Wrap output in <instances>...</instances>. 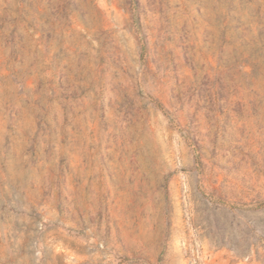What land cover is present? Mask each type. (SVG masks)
Wrapping results in <instances>:
<instances>
[{
  "label": "rangeland",
  "instance_id": "rangeland-1",
  "mask_svg": "<svg viewBox=\"0 0 264 264\" xmlns=\"http://www.w3.org/2000/svg\"><path fill=\"white\" fill-rule=\"evenodd\" d=\"M0 264H264V0H0Z\"/></svg>",
  "mask_w": 264,
  "mask_h": 264
}]
</instances>
